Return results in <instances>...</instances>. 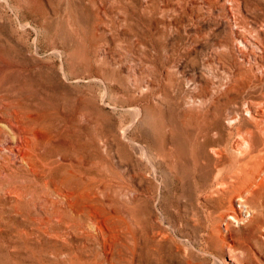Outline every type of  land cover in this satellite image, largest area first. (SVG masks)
<instances>
[{
  "label": "bare ground",
  "instance_id": "obj_1",
  "mask_svg": "<svg viewBox=\"0 0 264 264\" xmlns=\"http://www.w3.org/2000/svg\"><path fill=\"white\" fill-rule=\"evenodd\" d=\"M132 1L81 0L80 6L90 10L89 26L94 34L92 46L97 67L90 79L102 84L95 100L89 93L78 94L76 100L83 96L84 105L62 108L60 113L66 114L63 122L52 127L43 125L52 120V115L45 111L7 103L12 110L6 121L13 135L6 137V143L1 142L0 137V221L5 217L7 207L4 204L11 201L10 206L19 212L22 201H26L29 212L30 204L36 210L37 230L47 229L46 224L64 221L66 215L71 216L66 229L82 228L85 226L82 218L94 216L92 224H87L110 236L114 242L130 237L135 242L137 229L133 223L144 208L141 206L142 189L137 186L122 192L120 200L128 217H102L98 205L103 197L109 196L98 176L105 165L102 154L105 150H113L122 140L140 150L155 176L160 161L170 173L191 163V157H185L174 142V138L181 136L196 153L192 162L199 167V175L205 180L201 191L207 200L216 196L215 212L226 230L245 225L252 230L256 245H263L264 201L258 198L257 190L261 196L264 194V83L259 86L253 72L264 71V63L252 66L251 58H261L264 51V48L256 49L264 40V18L254 20L250 17H254L256 11L264 14V0H257V3L213 0L216 4H213L214 17L219 25L224 22L231 31L218 44L217 52L235 51L233 64L217 59L220 77L213 74L212 60L202 64L198 72L188 73L184 69L189 65L188 55L195 58L197 50L193 47L196 37L202 35L200 24L206 20L203 15L211 12L206 9L207 0H188L187 7H183L184 0H158L155 4H151L152 0H137L135 5L142 6L141 12L155 13L148 21L143 14L128 13L134 12L129 9L135 6ZM185 13L192 37L173 52L175 41L169 43L165 38L176 31L172 20ZM145 27L149 29L148 36ZM151 29L154 34H150ZM184 30L187 32L186 28ZM112 82L125 89L126 108L131 118L119 130L104 131L100 120ZM151 107L171 113L162 115L160 122L153 115V120L148 122L144 132L153 146L149 150V143L136 141L131 130L144 121ZM160 132L168 135L165 136L168 143L157 141ZM47 171L50 175L63 172L62 183L48 177ZM135 174L139 181L147 177L140 170ZM34 184L47 188L48 196L36 198L31 188ZM116 203L115 200L111 205ZM148 214H151L150 209ZM150 218L152 216L148 215L147 219ZM148 227L146 235L152 241L167 238V230L157 218L151 220ZM235 247L231 243L228 245V249Z\"/></svg>",
  "mask_w": 264,
  "mask_h": 264
},
{
  "label": "rangeland",
  "instance_id": "obj_2",
  "mask_svg": "<svg viewBox=\"0 0 264 264\" xmlns=\"http://www.w3.org/2000/svg\"><path fill=\"white\" fill-rule=\"evenodd\" d=\"M136 1L133 0L132 4L135 5ZM157 1L150 2L155 4ZM252 2L257 3V0ZM80 3L81 0H0L1 142L6 143V137L13 135L6 121L12 110L7 103L22 104L37 112L45 111L49 116L52 115V120L45 121L43 125L52 127L63 122L62 117L66 114L60 113L62 108L84 105L83 96L76 100L78 94L89 93L95 100V94L100 93L102 84L90 79V74L97 67L92 46L94 34L89 26L90 10L81 7ZM183 3V7L188 6V0ZM213 4L216 5L213 0H207L205 4L211 12L203 15L206 20L200 24L202 35L196 37L197 43L193 47L197 50L195 58L188 55L189 65L184 68L188 73L200 71L202 64L212 60L213 74L220 77L217 59L225 64L234 63L233 49L217 52L218 44L231 31L226 23L219 25L213 15ZM140 8L141 5H135L129 8L134 9V12L128 13L136 16L140 13L147 17V21L152 20L151 14L155 13H143ZM219 9L223 11L222 7ZM195 11L194 2V14ZM106 13L114 14L109 11ZM185 15L172 20L176 31L173 36L165 38L169 43L175 41L173 52L192 37ZM250 18L262 20L264 14L256 11L254 17ZM145 33L148 36V27H145ZM150 34H154L153 29ZM166 35L163 33V36ZM260 48H264V40L256 47ZM259 63H264V51L261 58H251L252 66H261ZM253 74L256 75V83L261 86L264 83V71ZM127 104L125 89L119 87L117 82H112L103 103L100 127L104 131H115L128 124L131 113L126 108ZM170 113L159 112L151 107L144 121L132 127L131 136L138 142L149 143L151 150L153 146L144 132L148 122L153 120V115L160 122L162 115ZM165 136L168 135L160 132L157 141L168 143ZM174 139L184 156L191 157V163L169 173L165 163L160 161L156 176L140 150L131 143L126 144L121 140L113 146V150H105L102 154L105 165L98 176L102 179L104 192L109 193L98 205L102 217H128L120 200L123 198L121 194L137 186L142 189L141 206L144 208L135 216L133 223L137 229L135 242L131 237L114 242L113 238L87 224H92L94 216L83 217L85 226L82 228L66 229L71 218L66 215L64 221L46 224L47 229L43 227L44 230H37L39 222L33 204L29 205V212L26 201H22V207L17 212L15 207L10 206L12 202L7 200V204H4L7 207L5 217L0 221V264H264V243L256 245L252 230L245 225L232 226L226 230L222 219L215 212L218 203L216 196H213V200H207L201 191L205 180L199 175V167L193 165L192 158L196 153L191 151L183 137ZM137 170L146 173L147 177L139 181L135 174ZM50 174L46 172L48 177L57 179L55 182L62 183L60 177L63 172ZM31 188L35 190L36 198L49 194V190L40 184L31 185ZM260 194L257 190L258 198L264 201V194ZM115 200L117 203L111 205ZM149 209L151 214H148ZM209 210L212 212L209 213ZM148 215L152 218L147 219ZM154 218L160 220L167 230V238L160 243L146 235L148 223ZM226 233L227 236L231 233L233 238L225 236ZM122 235L126 236L124 233ZM229 243L237 248L228 249Z\"/></svg>",
  "mask_w": 264,
  "mask_h": 264
}]
</instances>
